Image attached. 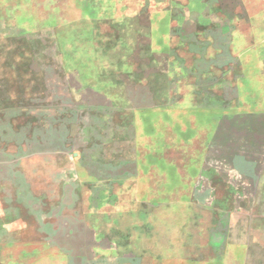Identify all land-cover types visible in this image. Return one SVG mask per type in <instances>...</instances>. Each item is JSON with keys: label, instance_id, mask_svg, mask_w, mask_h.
Listing matches in <instances>:
<instances>
[{"label": "rangeland", "instance_id": "rangeland-1", "mask_svg": "<svg viewBox=\"0 0 264 264\" xmlns=\"http://www.w3.org/2000/svg\"><path fill=\"white\" fill-rule=\"evenodd\" d=\"M0 97L21 111L4 134L35 116L31 147L68 152L46 162L99 169L83 264H264V0H0Z\"/></svg>", "mask_w": 264, "mask_h": 264}, {"label": "crops", "instance_id": "crops-1", "mask_svg": "<svg viewBox=\"0 0 264 264\" xmlns=\"http://www.w3.org/2000/svg\"><path fill=\"white\" fill-rule=\"evenodd\" d=\"M14 105L12 102L3 101L0 97V126L3 127L4 118L7 115L12 117L17 116L20 118L21 111L17 107L14 110ZM27 116L30 114V110L27 111ZM31 113L32 110H31ZM14 119V118H12ZM35 116L31 119V122H24L21 125V129H24V133L19 135L16 131H20L17 125H13L10 128L9 134H4L2 127L0 128V186L3 188L2 193L9 194L12 192L13 197H3L1 203L5 201H10V210L6 211L3 215L5 218H9V223H11L12 228H18V232L6 230V233L11 232V235H17L13 238L7 240H0V251L5 253H0V264H83V249L85 242V234L92 233L95 230V221L89 220L90 216H98L100 213H88L89 215L83 213V194L85 185L98 184L99 177L96 170L97 168L91 166L85 167L89 164L82 163L81 161H76L75 164H63L58 169L56 161L50 160L46 162L50 156L59 155L60 159H67L66 148H60L59 152H52L53 150H47L42 147V150H37L36 147H31L33 133L31 135H26L25 133L30 130H36L35 126L31 123H35ZM19 127V125H18ZM16 129V130H14ZM22 129V130H23ZM26 131V132H25ZM22 140V141H21ZM59 153V154H56ZM42 160V161H41ZM62 165V163H60ZM12 166V167H11ZM75 166V167H72ZM64 171V174H71L72 178L63 177L57 174ZM99 170V169H97ZM38 171V172H37ZM21 175V176H19ZM135 180V179H134ZM119 183L120 186H124V193L129 194V197L133 198L134 195L137 196V192L132 191V186H136V191L138 184L132 180H118L113 179L111 183ZM55 186H60L63 191L58 197L52 196L53 188ZM76 186L79 191L77 196L74 190L71 189ZM134 193V194H133ZM108 195L116 196L117 193L109 190ZM133 195V196H132ZM137 200V197H136ZM76 201L80 204L74 208L70 202ZM113 201V200H112ZM39 208L41 212L47 213L49 219L55 218L58 214V218L64 217V222L58 226L56 232H53L52 224L47 226L42 225V220L36 216V208ZM27 218V221L22 217ZM3 213V211H0ZM106 217L126 215L130 218H142V213H103ZM1 217V216H0ZM89 217V218H88ZM31 222V223H30ZM71 225L75 228V240L79 238L81 243L79 250L76 252L72 251L71 245H68L67 240L62 241V233L66 231L65 224ZM39 226V229L36 228ZM138 226V222L132 223ZM142 222L139 223L141 227ZM64 228H63V227ZM31 227V229H30ZM8 228V227H7ZM24 228H27L30 233L38 235H32L31 237L22 236L21 232ZM79 228V237L77 235L76 229ZM65 229V230H64ZM64 230V231H63ZM70 230H73L70 228ZM48 233V235L45 234ZM59 235L60 239L51 237V234ZM74 235V230L71 232ZM50 235V236H49ZM94 235V233H93ZM96 246H99L101 241L94 238ZM116 244V239L111 240V245L114 249ZM103 246H106L103 244ZM109 248L111 246L109 245ZM100 249V248H99ZM8 250V252H6ZM97 254L99 252L97 251Z\"/></svg>", "mask_w": 264, "mask_h": 264}]
</instances>
